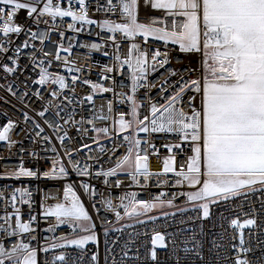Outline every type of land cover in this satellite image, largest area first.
Returning a JSON list of instances; mask_svg holds the SVG:
<instances>
[{"label":"snow or ice","instance_id":"6c2138e0","mask_svg":"<svg viewBox=\"0 0 264 264\" xmlns=\"http://www.w3.org/2000/svg\"><path fill=\"white\" fill-rule=\"evenodd\" d=\"M74 2L78 4V10L73 6V0H69L67 7L61 0H0V77L3 78L0 88L16 96L13 89L15 81L8 77L24 71L20 58L31 48L27 51V60L32 65L33 76L25 77L24 90L17 97L23 105L19 110L25 128L21 131H31L32 143H39L46 152L53 153L46 157L51 167L43 171L39 168L33 170L25 166L23 154L27 152L35 157L38 156L37 151L21 147L18 164L6 168L0 176L65 180L62 195L49 193L41 197L40 218H54V223L43 229L49 233L44 240L39 239L37 215L31 212L33 200L29 188L15 187L10 193L6 190L8 185L0 189V199L3 200L0 206L3 209L0 214V264H40L41 253L45 256L43 264H69L68 258L72 255L67 251L69 246L80 250L79 257H74L72 264H77V261L83 264L89 242L97 245V250L90 253L89 264H99L97 221L104 236L105 264H128L130 260L148 259L155 262L158 247H167L169 243L174 249L180 247L173 233L153 227L150 241L146 239L135 251H130L135 233H129L128 240L118 250L114 248L119 234L134 224L156 221L158 216L149 214L154 209H173L172 212H159L158 215L165 218L177 212L197 213L179 221L185 223L186 220L211 218V207L216 205L221 206L218 219L222 229L219 238L212 237V247L218 250L217 261L253 264L247 255L251 248L246 246L244 230L260 226L255 207L249 203L253 213L250 215L243 211V204L249 194L257 192L262 193L260 199L264 203V0H105L103 6L96 0L98 11L117 16L100 20L90 17L88 0ZM141 7L143 16L140 15ZM19 10L26 11V18L31 19L32 26L16 21ZM66 17L71 19L66 28L75 33L87 31L86 26L97 25L111 34L101 43L81 45L89 52L100 49L102 44L112 49L104 53L111 57L112 62L100 69V82L82 79V66L70 58L75 37L70 38L67 47L62 43L64 26L56 29L54 25L57 18ZM77 22L80 27H77ZM42 23L45 28L38 32ZM54 31H59L60 41L54 42L53 56L51 52L44 51V43L49 40V33ZM21 33L24 40L17 45L14 38ZM149 38H153L157 45L163 44V50L159 46L153 48ZM123 41L128 43L126 53L122 55L120 47ZM141 42L146 45L143 50ZM169 43L178 47L180 52L194 56L195 65L188 64L181 71L182 61L178 59L176 64L169 66ZM62 51L69 55L61 56ZM53 60L69 74L75 73L71 75V83L60 71H50ZM125 67L127 77L120 80L118 90L115 77L123 76ZM161 69L166 71L161 72ZM157 72L161 74L155 81H150L149 77ZM28 80H31V86ZM105 80L110 84L106 86ZM81 81L90 87V91L77 96L75 84ZM21 86L16 83V88ZM38 86H46L51 99H45ZM140 89L145 90L142 98H138ZM153 90H156L155 96L151 95ZM109 92L112 98L105 101L106 110L105 104L97 107L94 96ZM29 93L43 101L38 109L32 106ZM86 102L92 104L87 119L83 114ZM114 102L126 105L127 111L114 113ZM78 105L79 119L76 118ZM145 105L146 114L141 116V108ZM97 119L110 121V126L108 123L97 126ZM28 121H31V129H27ZM20 123L8 118L0 124V142H5L9 150L23 143L22 136L15 139L12 136ZM85 123L95 133L90 137L91 142L101 154L106 153L110 161L117 149H125L121 155L115 156L110 166L101 164L95 172L91 164H82L79 158H72L80 149H88L87 144L81 143L78 148L65 146L66 140L69 143L72 140L66 126L72 125L77 131L87 134L88 129L83 127ZM44 126L51 130L52 135L45 134ZM157 134L164 137L162 147L167 150L166 155L161 156L160 145L151 139ZM53 137L59 141V148ZM102 137L105 141H112L110 148L100 143ZM141 145L146 146L143 152ZM179 155L184 159L178 163ZM150 156L160 157L158 169L151 168ZM85 159L93 163L100 161V157L95 155ZM69 169L81 178L78 185L68 182ZM121 174L138 188L149 186L155 178L161 190L150 199H139L137 191L131 190L113 198L106 189L124 186L125 182L117 178ZM93 176L103 178L99 190L91 183ZM113 178L114 182L110 183ZM169 184L181 191L168 196L164 186ZM77 187L88 198L92 213ZM49 196L54 202L48 203ZM181 196L184 197L183 204L177 206L175 201ZM234 198H238L239 203H231ZM22 204L29 207L27 219L22 217L19 206ZM232 210L240 212V215L229 218L226 212ZM102 212L105 216H101ZM109 214L112 219L106 218ZM122 220L130 223H120ZM225 221L234 233L228 237L231 243L227 245L221 243L226 239ZM59 226H67L69 230L56 235ZM199 230L203 234L202 223ZM112 233L117 235L111 237ZM142 234L147 236L148 232ZM182 244L184 253L201 255L202 241L197 239L195 228ZM141 246L146 249L144 256L139 252ZM48 253H51L50 257ZM180 259L177 255V264Z\"/></svg>","mask_w":264,"mask_h":264},{"label":"built area","instance_id":"2783aa9c","mask_svg":"<svg viewBox=\"0 0 264 264\" xmlns=\"http://www.w3.org/2000/svg\"><path fill=\"white\" fill-rule=\"evenodd\" d=\"M63 6L67 7L69 6V0H61ZM89 7H88V13L90 17H92L95 20H100L104 18H110L115 19L117 18L116 15L104 13L103 11H98L95 7L96 0H88ZM99 3L101 6L104 5L105 0H99ZM73 6L77 8L78 10V4H76L73 0ZM16 21L19 23H24L26 26H32L31 19L26 18V11L25 10H19L16 17ZM71 22L70 18H57L55 21L54 27L56 29H60L63 25V30L65 31V36L63 37L62 43L67 47L70 44V38L75 37V43L71 46V52H70V58L75 61L77 64L82 66L81 69V76L82 79L87 78L91 79L97 82H100V69L103 67L104 64L111 63V57L105 56V52H111L112 49L104 44L101 45L100 49H93L91 52L86 47H82L81 45L84 43H101V40H107L108 36L111 35L107 29H100L97 25H91L86 26L87 31H83L81 33H75L73 30L67 29L66 25ZM80 23L77 22V27H80ZM45 28V25L42 23L37 31H42ZM119 38V37H118ZM24 40V34H19L18 37L14 38L15 44H20ZM60 41L59 37V31H54L49 33V40L44 43V51L45 52H51L53 56L55 55V47L56 44L54 42ZM38 43V42H34ZM127 41H123L121 43L120 51L121 54H125L127 50ZM149 44L155 48L159 46L161 50H163L164 45L159 44L157 45V42L153 38H149ZM146 47V45L141 42V49L143 50ZM168 49L170 50V57H171V64L169 66H172L173 64L177 63V60H181L182 64L180 66V70H183L184 66H187L188 64L195 65L196 58L192 55L182 53L179 51L178 47H174L171 43L168 44ZM32 49L29 48L27 51H31ZM27 51L24 55L20 58V66L24 67L23 72H17L15 75H10L8 79L10 81H15L13 83V89L16 91V96H12L11 94L7 93V91L3 88H0V124L3 122H6L8 118H12L18 121H21L19 126L14 130L12 133L13 138L23 137V143L22 144H16L13 146L11 150H9L6 146L5 142H0V172H4L6 168L12 167L14 165L18 164V156H19V149L21 147H30L34 148L38 156H29L27 152H25L24 158H25V166L30 167L33 170L36 168H39L41 171L51 167V162L49 159H46V157H51L53 155L52 152H46L39 143L33 144L30 137L33 135L31 131L25 130L21 131L25 128V124L22 122V114L20 112V108L23 107L21 102L17 99L18 96L23 92V83L25 82V77L27 76H33L32 73V65L27 60ZM9 55H12L11 52L8 53ZM69 55V53L61 52V56ZM91 65V67H89ZM50 71H60L61 73L65 74L68 77L69 83H71V75L67 72V69L59 68L55 60H53L52 65L50 66ZM166 71V69H161V72ZM160 72H157L155 74H152L149 79L150 81H155L157 77L160 75ZM127 77V68L124 69V75L123 76H116L117 80V86L119 90V83L121 79H125ZM34 78V77H33ZM175 79V77H173ZM0 83H3V78L0 77ZM16 83H20L22 86L20 88H16ZM27 83L31 86V80H28ZM103 83L107 86L110 84V81L105 80ZM37 87V86H33ZM41 87V91L44 93L45 99H51V97L48 94V90L46 86H38ZM53 87H55L53 85ZM76 94L77 96H84L87 92L90 91V87L87 85H84L81 82H77L75 84ZM67 91L65 94H67ZM144 89L139 90V97L142 98L144 95ZM31 96V93H29ZM151 95H156V90H153ZM6 97V100L3 99ZM108 98H112V93H98L94 96V102L97 107H99L101 104H105V101ZM74 101L76 100V96L73 97ZM7 101V102H6ZM31 102L32 106L34 108H39L43 101L37 100L34 96H31ZM146 105L141 108V116L146 114ZM92 108V104L85 103L83 106V114L85 118L87 119L90 114V109ZM105 110H106V104H105ZM119 111H127V106L124 104H121L119 102H114V113ZM4 113H7V116L4 115ZM80 114V106L77 107V116L76 118L79 119ZM105 123H108L110 126V121L106 122L100 119L95 120V124L97 126H102ZM84 128L88 129L87 134H82L81 132L77 131V128L73 127L72 125L66 126L67 131L69 133V136L72 138L71 142L69 143L67 140L65 141V146L67 148L71 147H79L81 143L87 144L88 149H80L78 153L73 154V159L79 158L81 160V163H89L92 165V170L95 172L97 168L103 164V166L107 167L110 166L111 162L114 161L115 156L121 155L123 151L125 150L123 147L117 149L116 153L114 154L112 161L109 160L106 153L101 154L99 149L96 147L94 143L91 142L90 137H94L95 133L91 130V126L85 123L83 125ZM32 124L31 121L27 122V129H31ZM45 134L52 135V132L50 129L47 128V126H44ZM143 135V134H141ZM173 139H178V137H172ZM122 139V137H121ZM158 145H160L161 150V156L167 154V150L162 147L163 139L164 137L159 136V134L154 135L151 137ZM53 142L56 144V146L59 148V141H56L53 137ZM118 142V141H117ZM100 143L104 144L105 148H110L112 146V141L108 140L105 141V138H101ZM145 145H141V152L145 150ZM151 152V149H149ZM185 151H187V148H185ZM89 155H95L100 157L99 163H93L92 161H89L85 159ZM184 156L179 155L177 162L183 161ZM67 158H65L66 162ZM160 157L157 156H150V166L152 169H158L160 167L159 164ZM70 171V176L67 178L68 182L79 184L80 177H77L74 172ZM171 175V174H170ZM125 182V185L120 188H112L110 190L106 189V193L111 195L113 198L118 197L122 192L124 191H137L138 198L139 199H150L155 196V194L161 190V187L156 183L155 178H153L151 184L145 188H138L134 185H131L130 180L128 177L124 174H121L119 177H117ZM87 179V178H84ZM65 180L63 178H57V179H50V178H12V177H5L0 176V189H3L5 185H8L9 187L6 189L9 193L11 192L12 188L15 187H28L29 191L32 193V207L31 212L33 214L37 215L38 219V227L40 231L38 232L39 239L44 240L49 236L48 232L43 231V229L46 227L47 224L54 223V218H49L48 220H44L40 218L39 213L41 211L40 209V201L41 197L48 195L49 193H59L62 195V187ZM103 178L102 177H95L93 176L91 178V183L95 184L97 187V190H99L102 187ZM114 182V178L110 179V183ZM164 189L167 192L168 196H171L173 192H179L181 191L180 188L174 187L171 184L164 186ZM184 190H187L186 188ZM78 193L81 194L82 199L84 200L86 206L88 207L90 213H92L91 205L88 201V198L83 195L82 189L77 187ZM262 193H253L248 195V199L243 204V211L249 213L250 215L253 214L251 212V209L249 207V203L253 207H255L256 212L255 215L257 217V223L260 226L259 228H246L244 230L245 232V238H246V246L251 248V252H249L247 255L249 259L253 262V264H262L264 262V203L261 202ZM98 199V197H97ZM184 197H178L175 201L177 206H181L183 204ZM54 202L51 196L48 198V203ZM233 204L239 203L238 198H234L231 202ZM3 205V200L0 199V206ZM22 211V217L24 219L28 218L29 214V207L27 204L19 205ZM11 211V208L8 209ZM2 207H0V214H2ZM161 211H167L172 212L174 211L171 208H162V209H154L150 215H157L158 219L154 222H148L144 224H134L131 228H125L122 233L119 234L118 242L114 246L116 250H118L124 241L128 240L129 233H135L136 235L133 237L132 241V247L130 248V251H135L138 245H142L143 242L147 239L150 241V233L153 227H156L160 231L169 232L174 234V239L176 240L177 244L180 245L178 248H173V245L171 243L168 244L167 247L157 248V261L153 262L150 259L144 260V261H135L130 260L128 264H177L176 256H180V262L179 264H223V261H217L216 255H217V249H214L212 247V237L217 236L219 238L218 234L222 231L220 227L221 221L218 219V213L221 211V206L216 205L211 207L212 216L211 218H206L203 221L197 219L192 221H185V223H180L179 221L182 219H185L187 216H196L197 213L195 212H185V213H179L177 212L174 216L165 218L159 216V212ZM93 215H95L93 213ZM226 215L231 217V215H240V212L236 210H232L231 212H226ZM101 216H105V213H101ZM106 218L112 219L113 217L109 214ZM243 218V216H241ZM139 219H142L139 218ZM120 223H130V221L122 220ZM203 224V234L200 233L199 225ZM97 231L99 234V264H105L104 260V236L102 233V230L99 227V221H97ZM195 228L197 232V239H200L202 241V247H201V255L196 256L192 253H184L183 251V244L182 241L184 238H186L192 229ZM224 228L227 229V232L225 233L226 239L224 241H221V243H225L226 245L231 243L230 239L228 237L233 233V230L228 228L227 222H224ZM69 229L67 226H59L56 229V235H59L65 231H68ZM145 231L148 232V235L145 236L142 233ZM117 234L112 233L111 237H115ZM111 237L109 239H111ZM10 242V241H9ZM238 243V241H236ZM259 242V243H258ZM34 244H36V241H33ZM150 246V245H149ZM87 251L83 258V264H89L90 260V253L91 251L97 250V245L89 242V244L86 246ZM67 251L72 253V255L69 256V264H72V260L74 257H79L80 250L77 249L75 246H69L67 248ZM146 249L144 247L139 248V252L141 256H144ZM221 255H223V251H221ZM48 256H51V253H48ZM229 257H231V250H229ZM45 256L43 253L40 254V264H43ZM77 264H80L79 261H77Z\"/></svg>","mask_w":264,"mask_h":264},{"label":"crops","instance_id":"0c3cea01","mask_svg":"<svg viewBox=\"0 0 264 264\" xmlns=\"http://www.w3.org/2000/svg\"><path fill=\"white\" fill-rule=\"evenodd\" d=\"M153 12H156V10H153ZM143 14H144V12L143 11H140V15L143 16Z\"/></svg>","mask_w":264,"mask_h":264},{"label":"rangeland","instance_id":"374dc122","mask_svg":"<svg viewBox=\"0 0 264 264\" xmlns=\"http://www.w3.org/2000/svg\"><path fill=\"white\" fill-rule=\"evenodd\" d=\"M140 11H143V12H144V9H143V7H141ZM152 211H154V210H152ZM152 211H151V212H152ZM151 212H150V213H151Z\"/></svg>","mask_w":264,"mask_h":264}]
</instances>
